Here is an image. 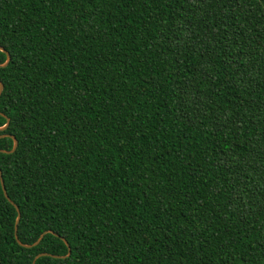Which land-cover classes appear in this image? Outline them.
I'll return each mask as SVG.
<instances>
[{"label":"trees","instance_id":"obj_1","mask_svg":"<svg viewBox=\"0 0 264 264\" xmlns=\"http://www.w3.org/2000/svg\"><path fill=\"white\" fill-rule=\"evenodd\" d=\"M0 47V264H264V0H0Z\"/></svg>","mask_w":264,"mask_h":264},{"label":"water","instance_id":"obj_2","mask_svg":"<svg viewBox=\"0 0 264 264\" xmlns=\"http://www.w3.org/2000/svg\"><path fill=\"white\" fill-rule=\"evenodd\" d=\"M0 51H1V52H4V53L6 54V61H5V63L2 64V65H0L1 67H5V66L8 65L9 60H10V57H9L8 53H6L5 50H4L3 48H1V47H0ZM2 91H3V84L0 82V96H1ZM2 116H3V115H2ZM8 124H9V121L7 120V121H6V124H5L3 127H1L0 130H1V131L5 130V129L8 127ZM5 136H6V137H10V138H12V140H13V146H12L11 150H9V151H3V152H4V153H7V154H12V153L15 152V150H16V148H17V146H18V142L15 140L14 137H12V136H10V135H2V136H0V137H5ZM0 184H1V188H2V191H3L4 197H5V198H6V199H7V200L13 205V203L10 201V199H9L7 193H6V190H5V187H4V183H3V181H2V174H1V172H0ZM14 207H15V209H16V211H17V215H18V216H17V219H16V221H15V226H14V236H15V240H16V242H17L20 246H22V247H24V248H27V249H30V248H32V247L37 246V245L39 244V242L41 241V239L43 238V236H44L47 232H43V233L39 236L38 240H37L35 243L31 244V245L22 244V243L19 241L18 236H17V228H18V223H19V219H20L19 209H18V207H16L15 205H14ZM49 233H52V232L49 231ZM52 234H53V233H52ZM56 236H57V235H56ZM57 237H58V236H57ZM62 240H63V242L65 243V245L67 246V249H68L67 256H69V254H70V247H69L68 243H67L64 239H62ZM44 255H46V254H40V255L36 256L32 264H35V260H36L37 258H39L40 256H44Z\"/></svg>","mask_w":264,"mask_h":264}]
</instances>
